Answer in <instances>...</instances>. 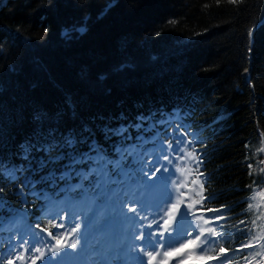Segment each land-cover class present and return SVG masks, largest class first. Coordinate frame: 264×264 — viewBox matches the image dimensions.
<instances>
[{"label":"trees","instance_id":"16d2710c","mask_svg":"<svg viewBox=\"0 0 264 264\" xmlns=\"http://www.w3.org/2000/svg\"><path fill=\"white\" fill-rule=\"evenodd\" d=\"M174 109L202 134L201 204L221 206L224 217L215 248L246 244L255 220L249 196L264 188V0H4L0 160L20 170L0 174V222L20 208L46 222L31 187L56 198L94 191L91 180L69 188L88 166L71 171L67 155L46 166L43 152L30 162L21 157L20 145L44 142L37 141L41 129L87 125L89 143L113 160L148 134L149 118ZM60 151L67 152L53 154ZM245 255L242 248L234 259Z\"/></svg>","mask_w":264,"mask_h":264},{"label":"snow or ice","instance_id":"6c2138e0","mask_svg":"<svg viewBox=\"0 0 264 264\" xmlns=\"http://www.w3.org/2000/svg\"><path fill=\"white\" fill-rule=\"evenodd\" d=\"M230 3L239 4L241 0H229ZM3 3V0H0ZM175 23V21H171ZM47 32V29H45ZM253 33L250 31L249 36L252 37ZM143 120L144 117L138 118ZM44 117L37 116V123H41ZM137 127L139 125H136ZM127 129H105L106 133L124 135ZM85 133H91L90 128L87 125L81 126L79 130L69 129L67 132H60L57 127H49L45 132L41 129L36 133L37 141L43 140V143H33L28 141L25 144L20 145V154L25 161L31 160L33 152H43L46 156L45 160L40 163L46 166L47 163H59L65 155L69 158V169L75 171L77 166L87 165V168L81 167L80 173L84 181H88L90 177H95L94 190L97 196H103L105 200L109 201L112 205V213L114 218H118L124 222L123 227L119 229V235L111 243L110 248L105 254V250L98 245H94V251L101 254V259L104 264H108L109 260L118 261L120 264H128V259L137 262V264H143V257H147V264H171L173 260L177 261V264H184V258L191 261H200L201 264H207L210 260H221V264L227 260L226 249L223 244H220L219 255H210L209 253L213 248L219 244L216 237H222L224 234L217 232L214 228L203 227L202 225L193 224L188 221L187 217L191 207L188 211H183L181 205L184 203L180 199L179 189L177 187V197L173 201L172 193L168 191L166 186L167 178L160 176L151 184L148 180H151L156 173L160 172V168H156L155 171H144V157L148 150L145 148L140 153L133 155L129 152L126 156L121 157L118 161H112L106 158V154L102 149H99L95 143H89V136ZM183 141H178L182 143ZM191 143V141H189ZM87 144L88 151L82 152L78 148L80 145ZM57 149L60 151L58 154H53ZM168 149H172V144H168ZM178 151H184V149H177ZM119 151V149L117 150ZM163 152V148L160 150ZM264 151V149H261ZM192 159H197L188 154ZM128 157H133L128 159ZM164 159L168 163H172L168 160L167 156ZM199 163L197 159V164ZM147 167L151 168L150 165ZM251 167V165H250ZM15 166L11 169L8 164L3 160H0V174L11 175L14 171H18ZM164 172H168V168L163 169ZM70 174V173H69ZM115 174V175H114ZM118 176V179H117ZM165 181L163 189L159 187V182ZM173 186H177L178 182L173 180ZM117 185V187H113ZM103 189V191H99ZM257 196L264 201V192H255L251 200H256ZM131 202L132 206H129ZM199 203V202H198ZM136 205H139L137 208ZM127 207L128 212L134 213L133 216H127L123 209ZM249 210L253 208V204L249 203ZM212 211L219 212V209H213ZM151 215L152 219L149 220L148 216ZM159 217V220L156 217ZM203 217L193 216L194 221H199ZM216 219H222L217 216ZM259 219V217H258ZM140 221H148L147 224L140 223ZM205 224L209 221L205 220ZM241 224L244 221L240 222ZM253 225L256 221H252ZM153 225H156V231H144L143 229H152ZM39 227V225H37ZM63 227V225H57ZM80 224L77 223L75 227H72L69 231L57 234L53 239L56 243L45 245L44 248L39 247L40 239L39 233H33L31 239H23L19 244L12 243L13 240L20 239L19 234H13L6 237L9 248V256L6 264H14V260H26L28 257L25 253H32L31 264H37V261H42L43 264H71L76 256L80 253L77 252L79 241L75 238L79 235L78 230ZM222 227V226H221ZM136 228H140L138 233ZM191 229V231H189ZM239 230V229H238ZM47 231L44 228L40 229V232ZM130 233V235H129ZM168 234V235H166ZM52 235L51 232L48 233ZM73 237L71 240L65 239V237ZM85 244L87 245V238L84 237ZM264 237L253 236L242 247H252V240H262ZM142 241L141 245L129 243V241ZM184 242L181 243L180 241ZM175 244H179V247H175ZM264 247V244H261ZM23 251H17V249ZM71 249V252L64 251V249ZM136 253H142V255H136ZM254 256H259L261 253H254ZM161 257H163L161 259ZM223 258V259H222ZM250 264V262H249ZM264 264V261L261 262Z\"/></svg>","mask_w":264,"mask_h":264},{"label":"rangeland","instance_id":"374dc122","mask_svg":"<svg viewBox=\"0 0 264 264\" xmlns=\"http://www.w3.org/2000/svg\"><path fill=\"white\" fill-rule=\"evenodd\" d=\"M4 1V0H3ZM199 130V128H196V130ZM195 131V130H194ZM201 134H197L195 135L193 133V139L196 140L197 137L199 139H201ZM252 152L254 154L257 153V150L255 148L252 149ZM190 153V152H189ZM133 158V157H130V159ZM197 160V159H196ZM194 160V162L196 161ZM178 163V166L180 168V171L181 173H185V176L183 178H180L179 181L177 182H181L182 180L187 182L189 184V186L193 185L194 184V180H196L199 184V186L196 187L195 189V194H193L190 198H188V192L187 191H181L180 192V199L182 201H184V205L186 206V210L188 211L189 210V207H191V211H189V213H192V211L196 210V209H203V207L201 206V201L203 199L202 195H203V190H202V186H200V182L197 180V178H189V175L191 172L190 168L189 167H186L185 164H181V162H177ZM162 166L160 167L161 171L156 173V176H153L151 180H148V183L151 184L157 177H160V176H163L165 172H163V164H161ZM262 169V167H260V170ZM144 171L148 172L149 175H151V172L155 171L154 169V166L152 165L151 168L149 167H144ZM79 172V175H81L80 173V169L78 170ZM67 175V173H66ZM115 175V174H114ZM92 177L89 178V180L91 179ZM75 185H79V186H82L83 185V182L82 180H78L77 182L73 183L72 186H75ZM99 191H103V189H100ZM189 191H191V187L189 188ZM264 192V188L262 189H254L253 192L250 194L249 196V203H252L253 204V208L252 210L254 211V215H255V221H256V224L254 225L253 229H252V235L250 237L249 240L252 239L253 236H256V237H264V201H262L260 199L259 196H257L256 200H251L250 197H252L254 195L255 192ZM31 193H34L36 195L37 192L35 189H32L31 190ZM96 193V191H95ZM95 193H92V192H88L84 197H88L90 199H92L94 196H95ZM45 195L47 194H44L42 195L43 197H45ZM100 198H104L103 196H99ZM177 197V196H176ZM103 202V201H101ZM199 202V203H198ZM129 203V206H132L131 205V202H128ZM182 204V205H183ZM136 207L138 208L139 205H136ZM213 210V208H212ZM123 212L127 215V216H133L134 213H131V212H128L127 210V207H125L123 209ZM221 211L219 212H216L214 211V213H210L209 211H203L201 214H197L196 216H203L207 219L211 218L213 220V223L215 221V217H217L218 215H220ZM47 216H49L50 218V222L52 223L55 219L59 220V217H56V216H51V214L49 215V213H46ZM259 217V219H258ZM158 220H159V217L157 216L156 217ZM148 219L151 220L152 219V216L149 215L148 216ZM94 219H91L89 217H77L75 219H72L71 221L67 222L66 226L64 227V224L63 222H57L55 223V228L57 225H63V227H60L59 230H57V232L55 234H53V237L54 236H57V234H60V233H64V232H67L69 231L72 227H75V225L77 223L80 224V229L78 230L79 232V235H77L75 238L79 241V244H78V248H77V252H79L80 254L78 256H76V258L71 261V264H77V260L82 258V257H85V256H88L89 258L91 257V253L94 252V245H98L99 247H101V243L94 240V238L92 237L93 236V229H94V225H97V224H102L106 227L110 226L111 224H114V226L118 229H120L121 227L124 226V224L126 222L118 219V218H114V214L113 213H103L98 222L95 223V224H92V221ZM148 221H143V224H147ZM219 225H217V227L215 228L216 231H218L219 228L221 227H218ZM0 228H3L5 229V227H3V224H1ZM144 231H146V229H143ZM152 230V229H151ZM153 230H157L156 229V225H153ZM84 237L87 238V245L85 244V239ZM73 237L69 236V237H65V239L67 240H71ZM248 240V241H249ZM184 242V241H183ZM181 242V243H183ZM56 243V240L54 239V241H51V243H46L45 245H49V244H55ZM261 244H264V239L262 240H252V247H245V252L247 253L243 263L241 264H246L248 261H250L251 259H254L255 257L257 256H254L253 254L254 253H261V254H264V247H261ZM45 245H42L40 246L41 248H44L45 251H47V249L44 247ZM175 247H179V244L178 245H174ZM9 249H2L1 250V247H0V255L2 256L3 258V262L4 264H6L7 262V259L8 258H13L14 259V256L10 257L9 256ZM17 251H23L22 249H17ZM64 251H67V252H71L72 250L71 249H64ZM97 253V252H96ZM220 253V249L217 250L215 252V254H218ZM231 253V252H229ZM210 254V253H209ZM214 254V255H215ZM25 255L28 257V259L26 260H23V261H20V260H14V264H31V257L33 256L32 253H25ZM212 255V254H210ZM163 257H161L162 259ZM113 263V261H112ZM37 264H43L42 261H37ZM143 264H147V257H143ZM212 264H221L220 261H216V262H213Z\"/></svg>","mask_w":264,"mask_h":264},{"label":"bare ground","instance_id":"6f19581e","mask_svg":"<svg viewBox=\"0 0 264 264\" xmlns=\"http://www.w3.org/2000/svg\"><path fill=\"white\" fill-rule=\"evenodd\" d=\"M164 177L167 178L166 186H167L168 191L171 192V193H173L172 199L173 200H176V195L178 194L177 193V187L178 186H173V184H172V181L174 180L173 175L171 173H169V174L165 175ZM164 186H165V181H160L159 182V187L161 189H163ZM178 189H179V187H178ZM181 209L183 211H187L186 210L187 208H186V206L184 204L181 205ZM216 209H219V207L216 208ZM194 215L195 214H188V217H187L188 221L192 222L194 225L198 223L199 225H202L203 227H211L212 228V221L211 220H207V221H209V223H207V224L204 223L205 218H203V219H201L199 221H194L193 220V216ZM199 217H202V216H199ZM142 222L143 221H140V223H142ZM145 229H146V231H155V230H153V228H152V230L151 229H147V228H145ZM115 231L119 233V230L114 226V224H111L108 227V232H115ZM135 231L138 233L139 231H141V229L140 228H136ZM189 231H191V229H189ZM93 236L95 237L94 234H93ZM112 238H113V236H105L102 239L96 238L97 240H99V241H101L103 243V247H101V248H103L105 250V254L107 253V250L111 246ZM109 241H110V243H109ZM133 244L141 245L142 244V241H135ZM136 255H142V253H136ZM215 255H219V253L218 254H215ZM91 259L95 260L97 262V264H104V261L101 259L100 254L98 252L96 253V251H94L93 253H91ZM214 261L216 262V261H219V260H210V261L207 262V264H212ZM262 261H264V254H261V255L255 257L254 259H251L246 264H249V262H250V264H261ZM190 262H192L190 259L184 258V264H188ZM108 264H116V261H113V263H112V260H109L108 261ZM128 264H137V262H134V261L129 260L128 261ZM171 264H177V261L176 260H173L171 262ZM194 264H201V262L200 261H195Z\"/></svg>","mask_w":264,"mask_h":264},{"label":"water","instance_id":"95a60500","mask_svg":"<svg viewBox=\"0 0 264 264\" xmlns=\"http://www.w3.org/2000/svg\"><path fill=\"white\" fill-rule=\"evenodd\" d=\"M261 143H262V146L264 147V140L263 139H262ZM263 166H264V160H263Z\"/></svg>","mask_w":264,"mask_h":264}]
</instances>
